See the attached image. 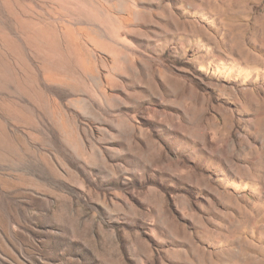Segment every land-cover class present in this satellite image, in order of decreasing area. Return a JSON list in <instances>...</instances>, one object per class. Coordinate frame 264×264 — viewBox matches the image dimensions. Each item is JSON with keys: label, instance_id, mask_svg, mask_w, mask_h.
<instances>
[{"label": "rangeland", "instance_id": "obj_1", "mask_svg": "<svg viewBox=\"0 0 264 264\" xmlns=\"http://www.w3.org/2000/svg\"><path fill=\"white\" fill-rule=\"evenodd\" d=\"M0 264H264V0H0Z\"/></svg>", "mask_w": 264, "mask_h": 264}, {"label": "bare ground", "instance_id": "obj_2", "mask_svg": "<svg viewBox=\"0 0 264 264\" xmlns=\"http://www.w3.org/2000/svg\"><path fill=\"white\" fill-rule=\"evenodd\" d=\"M211 261H212V260H211ZM207 262L209 263L210 261L207 259ZM211 263H213V261H212Z\"/></svg>", "mask_w": 264, "mask_h": 264}]
</instances>
